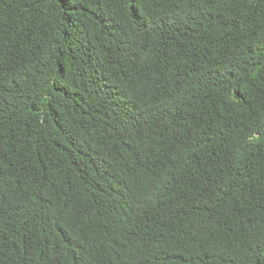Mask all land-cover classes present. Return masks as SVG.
<instances>
[{"label": "trees", "instance_id": "1", "mask_svg": "<svg viewBox=\"0 0 264 264\" xmlns=\"http://www.w3.org/2000/svg\"><path fill=\"white\" fill-rule=\"evenodd\" d=\"M0 264H264V0H0Z\"/></svg>", "mask_w": 264, "mask_h": 264}]
</instances>
